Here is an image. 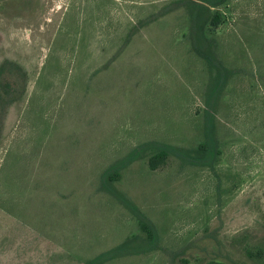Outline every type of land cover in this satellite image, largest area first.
Returning <instances> with one entry per match:
<instances>
[{
  "label": "rangeland",
  "instance_id": "374dc122",
  "mask_svg": "<svg viewBox=\"0 0 264 264\" xmlns=\"http://www.w3.org/2000/svg\"><path fill=\"white\" fill-rule=\"evenodd\" d=\"M203 2L0 0V264H264V0Z\"/></svg>",
  "mask_w": 264,
  "mask_h": 264
},
{
  "label": "trees",
  "instance_id": "16d2710c",
  "mask_svg": "<svg viewBox=\"0 0 264 264\" xmlns=\"http://www.w3.org/2000/svg\"><path fill=\"white\" fill-rule=\"evenodd\" d=\"M204 4L200 5L198 8L199 12L197 14V19L195 20V30H196V36H195V40H196V43H197V46L198 48L201 47V50H203L202 46L204 44V40H203V37H201L200 33H199V30L202 29V27L204 26V20H203V17L205 15L208 16V14H210V10H212L213 8H215L217 6V3L219 0H203ZM210 24L212 26H216L219 22H220V16L218 13H213L212 16L210 17V20H209ZM201 31V30H200ZM202 56H203V59L205 60V63L208 67V71H209V74L210 76L212 74L215 75L216 78H219L221 79L223 77V75H225L227 73V70L219 63L216 62L215 60V56L213 55V53L206 49L205 51L202 52ZM213 93V90L212 92ZM209 93H207V97H208ZM211 122L209 121L208 122V126L206 127V137H207V141L209 142V144H213V140H214V132H213V125L212 123L210 124ZM206 144L204 145H201L200 146V150L201 151H205L206 150ZM154 149V148H153ZM174 151V149L172 148H169V147H166V146H160L156 149L157 153L152 155L151 158L149 159V166L151 169H156L159 165L163 164L164 161H165V158L168 156V153L171 152V151ZM210 156V155H209ZM183 158H189V159H192L194 158L195 160H200L199 158L197 157H192L190 156L189 154H184V157ZM125 203H127L125 201ZM141 227L143 230H145V233L147 235V239L148 240H152L153 239V232L152 230L147 226L146 223L142 222L141 223ZM115 251H110L108 252L107 254H102L100 255L99 257H97L94 261H98V260H102V259H105V257L108 255L110 256L112 253H114ZM209 264H221V263H209Z\"/></svg>",
  "mask_w": 264,
  "mask_h": 264
}]
</instances>
